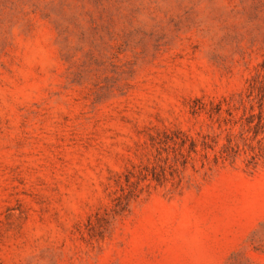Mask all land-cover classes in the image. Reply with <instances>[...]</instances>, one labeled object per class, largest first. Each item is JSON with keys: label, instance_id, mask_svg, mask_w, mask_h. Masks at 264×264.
I'll return each mask as SVG.
<instances>
[{"label": "rangeland", "instance_id": "1", "mask_svg": "<svg viewBox=\"0 0 264 264\" xmlns=\"http://www.w3.org/2000/svg\"><path fill=\"white\" fill-rule=\"evenodd\" d=\"M260 115L264 0H0V264H264Z\"/></svg>", "mask_w": 264, "mask_h": 264}, {"label": "trees", "instance_id": "2", "mask_svg": "<svg viewBox=\"0 0 264 264\" xmlns=\"http://www.w3.org/2000/svg\"><path fill=\"white\" fill-rule=\"evenodd\" d=\"M263 118L261 117V115L259 116L257 123H254L253 127V135L250 136H243L244 133L241 134V138L243 141V145L246 146L251 152L248 154V158L247 163H246V167H249L251 165V167H255L257 165L258 160H260L261 158L264 159V146L262 145L261 140H257V148H255L254 146L251 145V141L253 139H256L257 135H258V131H260L259 133L262 132V129L264 127V123H262ZM251 123H253V120H246L245 124L247 128V130L245 131V133L252 131V128L249 126ZM254 128L257 129V131H254ZM211 143H215L214 142V138L209 137L208 135H201V143H200V151L202 152V157L205 159V161H209V155H208V150L212 151V160L213 161H217L218 159L221 160H232L237 153L239 152V148L237 144H233L231 138H227V143L225 145H223L218 151H214V146L211 145ZM188 153H197L196 152V144L194 141H190L189 142V149L187 151ZM154 168V167H153ZM156 180V176H153Z\"/></svg>", "mask_w": 264, "mask_h": 264}]
</instances>
